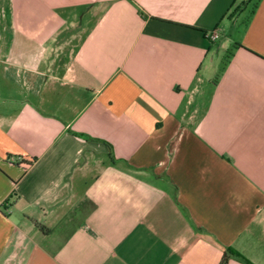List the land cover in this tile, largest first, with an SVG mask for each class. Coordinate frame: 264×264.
<instances>
[{"label": "crops", "instance_id": "crops-1", "mask_svg": "<svg viewBox=\"0 0 264 264\" xmlns=\"http://www.w3.org/2000/svg\"><path fill=\"white\" fill-rule=\"evenodd\" d=\"M225 246L264 264V0H0V264Z\"/></svg>", "mask_w": 264, "mask_h": 264}, {"label": "trees", "instance_id": "trees-1", "mask_svg": "<svg viewBox=\"0 0 264 264\" xmlns=\"http://www.w3.org/2000/svg\"><path fill=\"white\" fill-rule=\"evenodd\" d=\"M239 256L241 258H243L246 262L250 263L246 258H244L238 251H236L235 249H233L230 246H225L222 249V252L220 254L219 260L217 264H229L228 263V258L230 256ZM251 264V263H250Z\"/></svg>", "mask_w": 264, "mask_h": 264}, {"label": "built area", "instance_id": "built-area-1", "mask_svg": "<svg viewBox=\"0 0 264 264\" xmlns=\"http://www.w3.org/2000/svg\"><path fill=\"white\" fill-rule=\"evenodd\" d=\"M205 35L208 36L209 38L213 39L217 36V33L214 30L213 31L210 30V31H206Z\"/></svg>", "mask_w": 264, "mask_h": 264}]
</instances>
